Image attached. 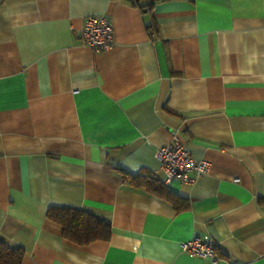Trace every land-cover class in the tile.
<instances>
[{
  "label": "crops",
  "instance_id": "crops-1",
  "mask_svg": "<svg viewBox=\"0 0 264 264\" xmlns=\"http://www.w3.org/2000/svg\"><path fill=\"white\" fill-rule=\"evenodd\" d=\"M92 14L113 26L99 52L78 40ZM174 137L209 164L165 183L181 210L113 171L163 182ZM50 206L109 238H64ZM204 235L215 257L181 249ZM0 241L21 264H264V0H0Z\"/></svg>",
  "mask_w": 264,
  "mask_h": 264
},
{
  "label": "built area",
  "instance_id": "built-area-1",
  "mask_svg": "<svg viewBox=\"0 0 264 264\" xmlns=\"http://www.w3.org/2000/svg\"><path fill=\"white\" fill-rule=\"evenodd\" d=\"M81 44L95 52L106 50L114 44L111 20L105 14H92L83 18L78 30ZM155 156L164 172V183H191L208 171V162L195 158L177 137L155 148ZM181 249L201 257H215V247L207 235L193 236L181 242Z\"/></svg>",
  "mask_w": 264,
  "mask_h": 264
},
{
  "label": "trees",
  "instance_id": "trees-1",
  "mask_svg": "<svg viewBox=\"0 0 264 264\" xmlns=\"http://www.w3.org/2000/svg\"><path fill=\"white\" fill-rule=\"evenodd\" d=\"M141 10L150 9L149 3H138ZM151 29V25L147 26ZM115 174L122 182L134 189L148 194L157 195L173 205L176 210L187 207V202L169 189L167 184L157 179L153 174L141 171L131 174L117 165L113 166ZM46 217L59 223L64 238L79 244L87 245L95 240H106L110 236V226L107 222L98 220L90 213L70 207L50 206ZM24 250L20 247L12 248L0 241V264H21Z\"/></svg>",
  "mask_w": 264,
  "mask_h": 264
}]
</instances>
